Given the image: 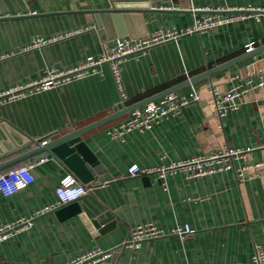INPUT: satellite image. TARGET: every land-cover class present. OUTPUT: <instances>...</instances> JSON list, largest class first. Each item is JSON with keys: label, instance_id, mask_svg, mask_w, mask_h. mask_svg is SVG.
Masks as SVG:
<instances>
[{"label": "crops", "instance_id": "0c3cea01", "mask_svg": "<svg viewBox=\"0 0 264 264\" xmlns=\"http://www.w3.org/2000/svg\"><path fill=\"white\" fill-rule=\"evenodd\" d=\"M140 8L127 18H105L98 27L92 11L113 8L112 0H0V91L42 79L47 72L73 68L97 58L102 43L139 38L159 30L191 26L210 8L225 12L251 7L264 11V0H122ZM54 41L32 47L34 41ZM264 45V15L249 16L203 33L179 36L130 56L120 69V93L107 64L97 73L70 80L14 100H0V164L34 149L33 140L82 128L116 110L202 74ZM252 74L264 82V53L185 86L175 93L198 94L179 114L149 130L131 131L123 141L108 130L127 112L82 136L101 166L78 201L34 217L29 227L0 241V264H64L93 249L116 250L115 260L101 264H246L258 246L264 251V174L233 170L200 178L183 172L166 176H129L128 168H154L206 156L225 148L248 149L234 169L264 162V85L244 96L238 109L221 119L212 107L213 93L224 94L233 75ZM29 140V142H26ZM15 145V146H16ZM7 150V152H6ZM32 184L10 196L0 195V227L32 214L56 200L55 190L68 171L42 153L15 164L34 163ZM262 169V168H260ZM79 213L72 215L73 209ZM109 212L115 226L99 232L91 220ZM150 222L163 236L136 249L120 247L131 227ZM177 226L191 230L183 240Z\"/></svg>", "mask_w": 264, "mask_h": 264}, {"label": "built area", "instance_id": "2783aa9c", "mask_svg": "<svg viewBox=\"0 0 264 264\" xmlns=\"http://www.w3.org/2000/svg\"><path fill=\"white\" fill-rule=\"evenodd\" d=\"M194 12L202 13L191 26L181 29L159 30L148 33L139 38H119L112 44L102 43V50L97 58L88 57L73 68L62 71H50L40 80L31 81L24 85H16L0 91V100H14L24 97L32 92L47 90L53 86L62 85L70 80L97 73L98 66L107 64L120 93L121 100L125 94L121 90V65L130 57L144 52L151 46L167 40L176 39L179 36L203 33L218 26L230 24L247 18L249 16L264 15V11L254 10L251 7L237 8L225 12H213L210 8L191 9ZM261 12V13H258ZM39 39L33 42L32 47L40 46L54 41ZM249 46L246 51L252 50ZM231 86L224 94L213 93L212 107L217 118L221 119L229 111L239 108L243 98L256 87L264 85L263 80L253 82L252 74L233 75L230 79ZM198 99V94L191 92L188 95H177L172 93L154 102L148 103L133 111L127 119L113 125L108 130V135L118 141H123L124 137L131 131L149 130L166 118L179 114L182 107L190 101ZM35 141V140H33ZM248 149L225 148L224 150L206 155L195 156L187 160L169 162L154 168H140L137 164H132L127 174L129 176L153 174L157 180L162 181L166 176L176 172H183L188 178H200L220 171L233 170L239 179L245 177L243 170L249 169L253 174H264V162L255 163L245 168L234 169V160L244 157ZM21 164L0 174V195L10 196L20 190L25 189L33 183L34 178L31 169L34 164ZM262 168V169H260ZM243 169V170H242ZM87 193L85 186L71 172L67 171L59 181L55 190L56 200L43 208L35 211L30 218H21L0 227V241L10 237L13 233L23 231L29 227L34 217L45 212L56 209L60 206L78 201ZM191 232L188 226H177L172 230L180 240H183ZM162 230L150 222L138 224L131 227L128 235L121 243L120 247L136 249L145 240H152L162 237ZM116 250L93 249L69 260L64 264H101L112 258ZM246 264H264V251L258 246Z\"/></svg>", "mask_w": 264, "mask_h": 264}, {"label": "water", "instance_id": "95a60500", "mask_svg": "<svg viewBox=\"0 0 264 264\" xmlns=\"http://www.w3.org/2000/svg\"><path fill=\"white\" fill-rule=\"evenodd\" d=\"M121 1L122 0H112L113 8H110L108 10H100V11L91 12L93 14L95 23L98 27L101 26V22L105 18H113V19H119L122 17L127 18L130 14H135L140 10V8H137V7H131V6L123 7L120 4ZM258 13H261V12H258ZM263 53H264V45L258 48H253L252 50L246 51L242 55L234 59H231L225 63H222L212 69L206 70L202 74H199L193 78L185 80L184 82L178 85H175L169 89H166L160 93H157L135 104L124 107L121 110H116L114 113L98 121H95L91 124H88L82 128L67 132L62 135H58V133H53L47 136L46 138L35 140L34 142L37 144V146L34 149L26 152L25 154L17 156L16 158H13L11 160H8L0 164V172L15 164H19L29 159L30 157H33L35 155L42 154V153H47L53 156L54 158H56L61 164H63L66 167V169L72 174H74L77 177V179L85 186V188L88 189L89 187L88 184L91 181H93L95 175L101 172V166L97 163V159L92 154V152L89 150L85 142L82 140V136L85 133L107 122H110L114 119L119 118L120 116L124 115L127 112H132L166 95L175 93L177 90L185 86L193 84L201 79L207 78L211 76L212 74L225 70L231 66H234L237 63H240L249 58H253L259 54L263 55ZM0 126L3 128L7 137L11 140V143L13 145L12 148L14 149L16 147H19L20 145L14 144L13 140L6 132L4 123L0 124ZM26 142H29V140H26ZM2 143L3 141L0 138V144ZM79 212L80 210H78V207H77L73 209L71 214L75 215ZM91 224L94 228L99 229V232H104L110 229L111 227L115 226V220L112 214H110L109 212H105L103 214H99L95 219L91 220ZM115 254L116 253L113 254L112 258L110 259V262H113L115 260Z\"/></svg>", "mask_w": 264, "mask_h": 264}, {"label": "trees", "instance_id": "16d2710c", "mask_svg": "<svg viewBox=\"0 0 264 264\" xmlns=\"http://www.w3.org/2000/svg\"><path fill=\"white\" fill-rule=\"evenodd\" d=\"M245 52H246V50H245Z\"/></svg>", "mask_w": 264, "mask_h": 264}]
</instances>
